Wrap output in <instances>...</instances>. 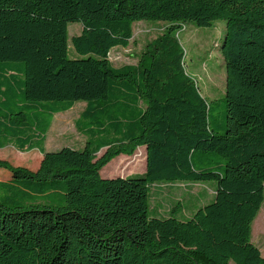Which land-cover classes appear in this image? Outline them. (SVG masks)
Here are the masks:
<instances>
[{
    "label": "trees",
    "instance_id": "trees-1",
    "mask_svg": "<svg viewBox=\"0 0 264 264\" xmlns=\"http://www.w3.org/2000/svg\"><path fill=\"white\" fill-rule=\"evenodd\" d=\"M218 20L224 111L187 73L178 35ZM142 21L169 25L136 65L114 67L109 53ZM72 23L83 28L77 58ZM79 102L86 146L44 151L54 116ZM14 141L44 156L36 170L0 160V264H264L252 241L264 204V0H0V149ZM141 148L143 175L103 178ZM195 152L216 153L223 170L197 168ZM210 181L214 200L189 219L153 214L155 185ZM52 197L63 205L39 203Z\"/></svg>",
    "mask_w": 264,
    "mask_h": 264
},
{
    "label": "rangeland",
    "instance_id": "rangeland-1",
    "mask_svg": "<svg viewBox=\"0 0 264 264\" xmlns=\"http://www.w3.org/2000/svg\"><path fill=\"white\" fill-rule=\"evenodd\" d=\"M168 23L156 21H142L133 26V39L128 48H114L109 53V60L116 68L125 65H136L141 53L147 45L161 36L168 27ZM82 25L72 23L69 25V55L77 58L72 47V38L82 32ZM226 32V22L218 20L213 26L200 28L194 23H185L179 31V39L185 51V68L197 82L202 95L218 111H224L221 101L226 92V64L220 45ZM217 101V103H216ZM86 108L85 102H79L67 112L56 114L53 125L48 133L45 151H58L64 147L83 149L87 138L79 131L77 121ZM212 114L214 112L212 111ZM218 126L224 125L223 113L218 116ZM112 140V139H111ZM106 149L101 150L97 157L100 158ZM40 149L28 150L12 142L0 149V160H6L13 166H22L36 170L43 158ZM125 156V155H123ZM145 152L139 149L134 156L118 157L111 161L102 171L103 178L131 177L143 175L146 172ZM219 155L216 153L195 152L193 163L199 169L221 171L223 166H217ZM7 173V178L11 173ZM0 178H2L0 176ZM5 179V178H4ZM216 182L205 183H162L155 185L151 190V210L160 217L169 216L176 211L181 219H189L200 208L215 198ZM39 203L46 206L57 207L63 205L61 198H42ZM253 243L260 248L264 255V204L253 223ZM230 264H235L233 261Z\"/></svg>",
    "mask_w": 264,
    "mask_h": 264
},
{
    "label": "crops",
    "instance_id": "crops-1",
    "mask_svg": "<svg viewBox=\"0 0 264 264\" xmlns=\"http://www.w3.org/2000/svg\"><path fill=\"white\" fill-rule=\"evenodd\" d=\"M73 109V108H72ZM71 109V110H72ZM56 116V115H55ZM55 116H54V118H55ZM54 118H53V121H54ZM52 125H53V122H52ZM52 127V126H51ZM51 129V128H50ZM50 131V130H49ZM49 133V132H48ZM47 137H48V134H47ZM46 140H47V138H46ZM46 140H45V142H44V144L46 143ZM35 149H38V148H35ZM43 149H44V145H43ZM144 152H145V155H146V149L145 148H141ZM45 151V150H44ZM47 152H51V151H47ZM121 157H125V158H128L127 156H121ZM146 157V156H145ZM43 159V158H42ZM42 161V160H41ZM41 163V162H40ZM40 165V164H39ZM7 174H5V176H6Z\"/></svg>",
    "mask_w": 264,
    "mask_h": 264
}]
</instances>
